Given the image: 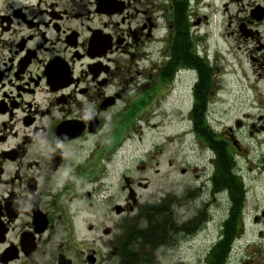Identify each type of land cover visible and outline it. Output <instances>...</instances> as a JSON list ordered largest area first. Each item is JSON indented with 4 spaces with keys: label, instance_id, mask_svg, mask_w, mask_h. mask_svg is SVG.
<instances>
[{
    "label": "flooded vegetation",
    "instance_id": "1",
    "mask_svg": "<svg viewBox=\"0 0 264 264\" xmlns=\"http://www.w3.org/2000/svg\"><path fill=\"white\" fill-rule=\"evenodd\" d=\"M229 1L238 9L223 5L226 35L246 46L253 86L264 89V0ZM194 2L135 10L142 0H0V264H128L129 250L152 264L175 237L209 228L216 239L202 264H264V148L250 160L232 130L202 147L203 179L181 200L186 217L167 203L138 204L128 181L119 203L91 177L119 118L181 71L199 82L188 67V54L202 59L190 30L207 18ZM254 171L263 182L246 183ZM162 210L163 222L149 226Z\"/></svg>",
    "mask_w": 264,
    "mask_h": 264
},
{
    "label": "rangeland",
    "instance_id": "2",
    "mask_svg": "<svg viewBox=\"0 0 264 264\" xmlns=\"http://www.w3.org/2000/svg\"><path fill=\"white\" fill-rule=\"evenodd\" d=\"M142 1L134 3L132 9H144L145 1L154 2ZM201 1L200 5L192 3L191 10L197 18L206 17L207 21L191 28L190 33L198 39L197 52L210 70L207 80L211 91L205 96L204 130L212 136L219 132L230 134L228 130H232L234 140L251 155L248 157L250 160L254 158L256 161L264 148V134L256 132L264 126V89L256 90L253 86L256 76L254 67L248 62L246 46L226 35L229 31L223 5L227 4L228 14H233L238 8L229 0ZM156 14L162 16L161 13ZM125 28L126 22L120 26V29ZM197 82L195 72L186 70L177 73L165 89L160 84L156 85L154 97L137 104L131 118H119V135L113 131L107 137L110 145H103L93 156L92 180L102 177L103 184L109 192L116 193L119 203L128 197L124 191L125 180H128L138 204L159 206L167 203L181 217L190 214L181 208V200L188 188H196L199 180L203 179L200 171L202 147L205 146V140L194 132L189 118ZM260 86L261 83L257 85L258 88ZM260 117L262 120L258 121ZM241 162V167L246 166L245 161ZM258 177L257 171L251 176L247 174L246 183L249 180L252 183L263 182ZM100 188L99 183L92 187ZM215 239L216 232L211 228L193 238L175 237L168 247L156 251L152 264H202Z\"/></svg>",
    "mask_w": 264,
    "mask_h": 264
},
{
    "label": "trees",
    "instance_id": "3",
    "mask_svg": "<svg viewBox=\"0 0 264 264\" xmlns=\"http://www.w3.org/2000/svg\"><path fill=\"white\" fill-rule=\"evenodd\" d=\"M189 60H192L190 62ZM188 67L195 68V71L198 73L199 76V82L194 88V96H195V103L193 105V110L191 112V122L194 132L199 136L202 137L205 141L206 145H211V137L206 135V131L204 130V127H206L205 123L203 122L204 118V112L206 109V93L211 91V84H209V81L207 80V75L209 74V66L207 62L202 58L201 60H198L194 57H192L191 54H188ZM209 128V127H208ZM207 128V129H208ZM211 138V139H210ZM163 210L162 211H155L154 214L151 216L150 219H148V225H158L160 222H163ZM162 228V225H160ZM159 227L156 228V230H160ZM149 234V232H148ZM126 253V259H128L126 262H129L128 264H138L137 262V254L135 251L129 250ZM220 256V255H219Z\"/></svg>",
    "mask_w": 264,
    "mask_h": 264
}]
</instances>
